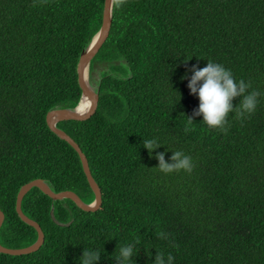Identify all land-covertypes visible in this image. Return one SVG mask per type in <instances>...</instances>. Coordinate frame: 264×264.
I'll return each instance as SVG.
<instances>
[{"label": "trees", "instance_id": "1", "mask_svg": "<svg viewBox=\"0 0 264 264\" xmlns=\"http://www.w3.org/2000/svg\"><path fill=\"white\" fill-rule=\"evenodd\" d=\"M104 0H0V246L27 248L34 228L15 211L18 191L42 180L54 193L94 200L76 152L53 134L46 114L81 97L77 63L101 26ZM107 39L92 58L100 73L97 104L83 121H60L85 155L101 195L94 212L53 201L37 188L21 212L44 235L31 254L0 253V264H264V0H113ZM185 61H187L185 63ZM208 61L258 91L255 111L226 117L225 131L195 116L198 95L187 71ZM187 73V78L181 79ZM242 97L232 100L239 107ZM161 146L149 155L143 141ZM182 151L193 168L164 173ZM166 238L161 239L158 233Z\"/></svg>", "mask_w": 264, "mask_h": 264}, {"label": "clouds", "instance_id": "2", "mask_svg": "<svg viewBox=\"0 0 264 264\" xmlns=\"http://www.w3.org/2000/svg\"><path fill=\"white\" fill-rule=\"evenodd\" d=\"M187 61H185L186 63ZM187 71L193 74L188 81L187 87L190 94L198 95L199 106L193 110L192 117H188L192 121L195 116H203L205 122L211 128H220L225 131L224 125L227 123L226 117L235 108L237 116H244L255 111L260 95L258 91H252L248 94L246 90L251 87L250 83L240 80L238 83L233 79L230 70L224 68L223 65L208 61L203 68L197 69L194 64ZM187 78V73L181 79ZM235 97H242L239 101V107H233L232 100ZM161 145L154 139H146L143 141V147L148 150L149 155L154 149ZM155 158L158 160V168L164 173H172L174 171L185 170L190 172L193 168L192 160L182 151L173 152L170 157L171 163L165 162L164 153H156ZM158 237L166 238V234L159 232ZM133 245H127L120 248L119 256L115 257L118 264H125L132 258ZM80 264H98L100 260V252L83 250L80 257ZM174 257L169 254L167 256V264H172ZM154 264H165L164 254L157 252Z\"/></svg>", "mask_w": 264, "mask_h": 264}, {"label": "water", "instance_id": "3", "mask_svg": "<svg viewBox=\"0 0 264 264\" xmlns=\"http://www.w3.org/2000/svg\"><path fill=\"white\" fill-rule=\"evenodd\" d=\"M112 2L113 0H104L101 26L97 31V33L91 39V42L88 44V46L85 48V50H83V52L79 56L76 71L78 77V84L81 89V97L78 104L73 109H53L46 114V118H45L46 125L49 128V130L53 134H55L59 139L65 141L78 155L87 183L94 194V200L90 204H85L80 200L78 196H76L72 192L65 191L60 193H54L48 188V186L42 180H34L32 182L25 184L20 188L16 196L15 211L18 217L20 218V220L24 224L35 229L37 233V240L33 245L21 249H9L0 246L1 254L9 255V256L28 255L33 252H36L43 243L44 235L39 225L34 221L28 219L21 212V200L23 196L32 188H37L44 195H46L48 198H50L53 201L68 199L72 201L83 212H94L101 205L100 191L91 176L85 155L82 153L79 146L67 134H65L62 130L56 127V124L60 121H71V120L83 121L90 118L95 111L97 104V93L94 91V93L91 94L88 88L86 87L85 70L88 69V75H89L90 62L108 37L111 26V19H112L111 16ZM86 96L90 97L91 103H90V108L83 113L80 111V102ZM3 220H4V215L0 211V226Z\"/></svg>", "mask_w": 264, "mask_h": 264}, {"label": "rangeland", "instance_id": "4", "mask_svg": "<svg viewBox=\"0 0 264 264\" xmlns=\"http://www.w3.org/2000/svg\"><path fill=\"white\" fill-rule=\"evenodd\" d=\"M102 72L112 74V75H116V76H120L119 75L120 72L118 70L110 69V67L107 66V64H100V65L96 64L94 66V71L89 73V82H90L91 86L93 87L94 91H95V83L99 79L100 73H102Z\"/></svg>", "mask_w": 264, "mask_h": 264}, {"label": "bare ground", "instance_id": "5", "mask_svg": "<svg viewBox=\"0 0 264 264\" xmlns=\"http://www.w3.org/2000/svg\"><path fill=\"white\" fill-rule=\"evenodd\" d=\"M85 75H86L85 76L86 87L88 88L90 93L93 94L94 89L89 82L88 69L85 70ZM90 103H91V99L89 96H86L84 99H82L80 102V111L83 113L86 112L90 108Z\"/></svg>", "mask_w": 264, "mask_h": 264}]
</instances>
